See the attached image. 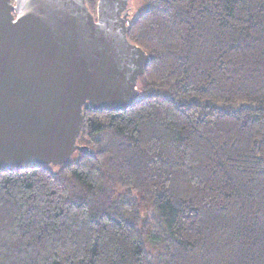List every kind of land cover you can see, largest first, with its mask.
Instances as JSON below:
<instances>
[{"label":"trees","instance_id":"16d2710c","mask_svg":"<svg viewBox=\"0 0 264 264\" xmlns=\"http://www.w3.org/2000/svg\"><path fill=\"white\" fill-rule=\"evenodd\" d=\"M142 2L138 100L0 173V264H264V0Z\"/></svg>","mask_w":264,"mask_h":264},{"label":"water","instance_id":"95a60500","mask_svg":"<svg viewBox=\"0 0 264 264\" xmlns=\"http://www.w3.org/2000/svg\"><path fill=\"white\" fill-rule=\"evenodd\" d=\"M131 0H0V173L69 165L84 109L125 111L149 59Z\"/></svg>","mask_w":264,"mask_h":264},{"label":"rangeland","instance_id":"374dc122","mask_svg":"<svg viewBox=\"0 0 264 264\" xmlns=\"http://www.w3.org/2000/svg\"><path fill=\"white\" fill-rule=\"evenodd\" d=\"M130 11H131V16L130 18L133 20L135 17L140 15L142 12V9L144 8L142 0H131L130 2Z\"/></svg>","mask_w":264,"mask_h":264},{"label":"flooded vegetation","instance_id":"af4514ba","mask_svg":"<svg viewBox=\"0 0 264 264\" xmlns=\"http://www.w3.org/2000/svg\"><path fill=\"white\" fill-rule=\"evenodd\" d=\"M11 1H12L13 5H16L17 0H11Z\"/></svg>","mask_w":264,"mask_h":264}]
</instances>
